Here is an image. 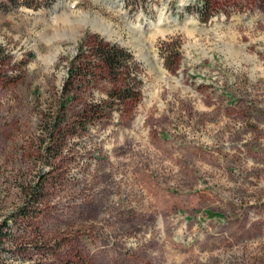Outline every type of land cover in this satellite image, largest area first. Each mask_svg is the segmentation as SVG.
I'll use <instances>...</instances> for the list:
<instances>
[{
  "label": "rangeland",
  "instance_id": "obj_1",
  "mask_svg": "<svg viewBox=\"0 0 264 264\" xmlns=\"http://www.w3.org/2000/svg\"><path fill=\"white\" fill-rule=\"evenodd\" d=\"M17 2L0 264H264V0ZM100 40L131 55L117 76L89 74Z\"/></svg>",
  "mask_w": 264,
  "mask_h": 264
},
{
  "label": "trees",
  "instance_id": "obj_2",
  "mask_svg": "<svg viewBox=\"0 0 264 264\" xmlns=\"http://www.w3.org/2000/svg\"><path fill=\"white\" fill-rule=\"evenodd\" d=\"M18 0H11L12 3H19ZM51 2V0H50ZM49 2V3H50ZM22 3V2H20ZM26 6H30L31 3H25ZM95 55L99 59V64H94L91 67L89 74L93 77L98 75L97 68L101 67L104 71H107L108 74L117 76L120 71L123 70L131 59V55L124 48L119 47L115 43L104 42L102 40L94 46ZM99 66V67H98ZM118 72V73H117ZM73 75L72 73L70 74ZM126 89H122L124 95H120V100L128 98L131 96V93H126ZM128 92V91H127ZM62 106V105H61ZM54 123L58 122L57 117L54 118ZM51 126V125H50ZM56 126L51 127L52 131L56 129ZM51 131V132H52ZM1 235V233H0Z\"/></svg>",
  "mask_w": 264,
  "mask_h": 264
},
{
  "label": "bare ground",
  "instance_id": "obj_3",
  "mask_svg": "<svg viewBox=\"0 0 264 264\" xmlns=\"http://www.w3.org/2000/svg\"><path fill=\"white\" fill-rule=\"evenodd\" d=\"M64 21H69L68 18H64ZM89 24L91 26V28L96 32H99L101 34H109V32L112 31L111 27H109L107 24H105L104 22H98V21H95V20H91L89 21ZM157 34V32H155Z\"/></svg>",
  "mask_w": 264,
  "mask_h": 264
}]
</instances>
